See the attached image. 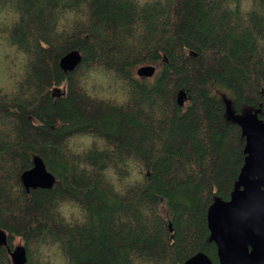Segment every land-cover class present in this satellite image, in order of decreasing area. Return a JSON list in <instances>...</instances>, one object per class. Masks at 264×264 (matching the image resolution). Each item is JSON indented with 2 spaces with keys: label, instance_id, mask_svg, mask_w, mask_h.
<instances>
[{
  "label": "trees",
  "instance_id": "16d2710c",
  "mask_svg": "<svg viewBox=\"0 0 264 264\" xmlns=\"http://www.w3.org/2000/svg\"><path fill=\"white\" fill-rule=\"evenodd\" d=\"M140 4L0 0V48L24 57L0 95V264L16 244L25 264L218 263L207 210L244 165L238 118L264 124V0ZM72 50L81 61L64 72ZM34 156L51 188L22 185Z\"/></svg>",
  "mask_w": 264,
  "mask_h": 264
},
{
  "label": "water",
  "instance_id": "95a60500",
  "mask_svg": "<svg viewBox=\"0 0 264 264\" xmlns=\"http://www.w3.org/2000/svg\"><path fill=\"white\" fill-rule=\"evenodd\" d=\"M81 61L78 50L64 54L59 66L64 72L73 71ZM154 65L137 69L140 77H152ZM186 98L179 91L178 105ZM245 135V162L228 201L215 200L207 210V226L210 239L217 247V264H264V124L255 114L238 118ZM33 166L21 174L25 189L51 188L55 178L39 156L33 157ZM7 244L6 232L0 228V246ZM26 249L16 245L9 250L12 264L27 262ZM184 264H214L200 252Z\"/></svg>",
  "mask_w": 264,
  "mask_h": 264
},
{
  "label": "rangeland",
  "instance_id": "374dc122",
  "mask_svg": "<svg viewBox=\"0 0 264 264\" xmlns=\"http://www.w3.org/2000/svg\"><path fill=\"white\" fill-rule=\"evenodd\" d=\"M1 43L2 42L0 41V45H1ZM2 47L3 48H0V51H3V53L0 52V84H2L3 87L6 88V87L10 86V84L13 85L11 82L14 80V78H17L16 75L20 74L21 70H22V69H20V67L18 69H16L15 66H17V65H16V63H14V59H18L19 61L22 62L24 60V57H23L22 53H19L18 51H16V49L11 48L10 46H7V50L4 46H2ZM2 49H4V50H2ZM13 57H15V58L11 62V59ZM82 81L89 88H94L97 86H103L104 85V80L102 81V78L100 79V77L96 76V74L93 73L92 71H88L85 74V76L82 78ZM106 83L110 86L108 79H107ZM82 86H84V85H82ZM60 91L62 92V89H60ZM78 142L83 143L84 140L79 139Z\"/></svg>",
  "mask_w": 264,
  "mask_h": 264
},
{
  "label": "clouds",
  "instance_id": "9594fccd",
  "mask_svg": "<svg viewBox=\"0 0 264 264\" xmlns=\"http://www.w3.org/2000/svg\"><path fill=\"white\" fill-rule=\"evenodd\" d=\"M141 7H143V0H141V4H140ZM17 19H19V14L17 13ZM86 19L87 17H84V21L86 22ZM15 85H16V90L18 91V86L20 83H22V81H14ZM0 95H3L5 97H7L8 99H11L12 96L14 95V93L12 92H9V91H6L4 88H3V85L0 84ZM65 218L67 219L66 217V214H65ZM42 264H44V262H42Z\"/></svg>",
  "mask_w": 264,
  "mask_h": 264
}]
</instances>
